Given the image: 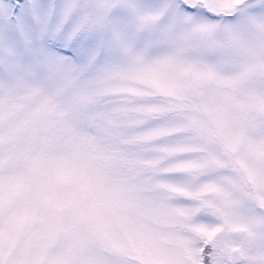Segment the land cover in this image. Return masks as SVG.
Instances as JSON below:
<instances>
[{"label":"snow or ice","instance_id":"snow-or-ice-1","mask_svg":"<svg viewBox=\"0 0 264 264\" xmlns=\"http://www.w3.org/2000/svg\"><path fill=\"white\" fill-rule=\"evenodd\" d=\"M0 264H264V0H0Z\"/></svg>","mask_w":264,"mask_h":264}]
</instances>
